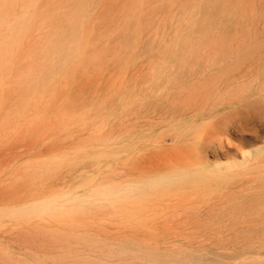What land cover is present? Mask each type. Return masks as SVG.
Listing matches in <instances>:
<instances>
[{
	"label": "rangeland",
	"instance_id": "1",
	"mask_svg": "<svg viewBox=\"0 0 264 264\" xmlns=\"http://www.w3.org/2000/svg\"><path fill=\"white\" fill-rule=\"evenodd\" d=\"M263 112L264 0H0V264H264Z\"/></svg>",
	"mask_w": 264,
	"mask_h": 264
},
{
	"label": "bare ground",
	"instance_id": "2",
	"mask_svg": "<svg viewBox=\"0 0 264 264\" xmlns=\"http://www.w3.org/2000/svg\"><path fill=\"white\" fill-rule=\"evenodd\" d=\"M227 1V0H226ZM200 27V26H199ZM215 30V29H214ZM213 34V33H212ZM215 34V33H214ZM213 34V35H214ZM218 34V33H217ZM211 35V34H210ZM211 37H213V36H211ZM220 37V36H219ZM200 39V38H199ZM203 39V38H202ZM210 40V39H209ZM212 40V39H211ZM214 40H215V38H214ZM218 41V40H217ZM224 41V40H223ZM222 41V42H223ZM210 43V42H209ZM206 45V44H205ZM213 45H214V43H213ZM215 48H216V46H214ZM213 48V47H212ZM70 49V48H69ZM191 49V48H190ZM219 49V48H218ZM217 50V49H216ZM215 50V51H216ZM67 51V50H66ZM191 51V50H190ZM213 51H214V49H213ZM218 52H219V50H218ZM218 52H215V53H218ZM213 54H214V52H213ZM219 54V53H218ZM231 55V54H230ZM226 56V55H225ZM218 57V56H217ZM214 58H216V57H214ZM214 58H212V59H214ZM221 58H222V56H221ZM228 59H231V56H230V58H228ZM228 59H226V61H228ZM225 61V60H224ZM223 61V62H224ZM230 61V60H229ZM212 62V61H211ZM213 62H214V60H213ZM222 62V61H221ZM216 63V62H215ZM211 64V63H210ZM218 65V64H217ZM216 65V66H217ZM223 65V64H222ZM231 65H233V64H231ZM240 67V66H239ZM251 68V67H250ZM172 70V69H171ZM218 73V72H217ZM220 74V73H219ZM222 74V73H221ZM220 74V75H221ZM225 75V74H224ZM223 75V76H224ZM246 76H247V73H246ZM214 77V76H213ZM215 78V77H214ZM243 78V77H242ZM184 79V78H183ZM182 78H181V81L183 80ZM167 80V79H166ZM166 80H165V83H166ZM169 80V79H168ZM167 80V82L169 83H171V81L169 80L168 81ZM180 81V82H181ZM186 81V80H185ZM206 81H208V80H206ZM173 82H175V80H173ZM172 82V83H173ZM200 82V81H199ZM203 82H205V81H203ZM236 82V81H235ZM176 84L178 83V82H175ZM186 83V82H185ZM191 83V82H190ZM162 84V83H161ZM193 84V83H192ZM236 84V83H235ZM164 85V84H163ZM189 85V84H188ZM187 85V87H190V86H192V85H190V86H188ZM167 86V85H166ZM181 86V85H180ZM168 87H169V85H168ZM172 87V86H171ZM171 87H170V89H171ZM195 87H196V85H195ZM195 87H194V89H195ZM231 87V86H230ZM256 87V86H255ZM177 88V87H176ZM176 88H174L175 90H176ZM184 88V87H183ZM185 88H186V86H185ZM173 90V89H172ZM183 90V89H182ZM181 90V91H182ZM231 90V89H230ZM154 91V90H153ZM195 91V90H194ZM212 91V90H211ZM184 92V91H183ZM187 92H188V89H187ZM174 93V92H173ZM178 93V92H177ZM178 94H180V93H178ZM184 94V93H183ZM185 94H187V93H185ZM188 97V96H187ZM197 97V96H196ZM195 97V98H196ZM224 97V96H223ZM223 97H221V98H223ZM209 98V97H208ZM214 98H215V96H214ZM236 98V97H235ZM217 99V98H216ZM215 99V100H216ZM223 99H225V98H223ZM222 99V100H223ZM236 99H238V98H236ZM235 99V100H236ZM156 100V99H155ZM184 100H186V98L184 99ZM208 100V99H207ZM222 100H221V102H222ZM226 100V99H225ZM190 101H191V99H190ZM202 101V100H201ZM209 101V100H208ZM211 101H212V99H211ZM210 101V102H211ZM212 102H214V101H212ZM192 103V102H191ZM190 102H189V104H191ZM195 103V102H194ZM209 103V102H208ZM216 103H218V102H216ZM230 103V102H229ZM258 103V102H257ZM171 104V103H170ZM199 104V103H198ZM197 104V105H198ZM201 104V103H200ZM161 105V104H160ZM256 105V104H255ZM152 106V105H151ZM186 106V105H185ZM192 106V105H191ZM194 106V105H193ZM214 106H215V104H214ZM213 106V107H214ZM217 106V105H216ZM218 106H220V105H218ZM258 106V105H257ZM256 106V107H257ZM208 108V107H207ZM251 110V109H250ZM184 111V110H183ZM219 113V112H218ZM175 114V113H174ZM200 114V113H199ZM248 114V113H247ZM257 114V113H256ZM260 113H258V115H259ZM263 114H264V112H263ZM262 114V115H263ZM261 115V114H260ZM213 116V115H212ZM247 116V115H246ZM196 117V116H195ZM177 118V117H176ZM202 118H204V117H202ZM208 119H209V116L207 117ZM189 119V118H188ZM238 119V118H237ZM179 120V119H178ZM178 120H176V121H178ZM186 120V119H185ZM199 120V119H198ZM234 120H235V118H234ZM181 121V120H180ZM205 121V120H204ZM231 121V120H230ZM233 121V120H232ZM241 121H242V119H241ZM170 122V121H169ZM175 122V121H174ZM260 122V121H259ZM173 123V122H172ZM171 123V124H172ZM189 123V122H188ZM249 123V122H248ZM252 123V122H251ZM250 123V124H251ZM183 124H184V122H183ZM186 124V123H185ZM260 124H261V122H260ZM164 125V124H163ZM170 125V124H169ZM168 125V126H169ZM202 125V124H201ZM230 125V124H229ZM258 125V124H257ZM162 126V125H161ZM167 126V127H168ZM180 126V125H179ZM259 126V125H258ZM176 127V126H175ZM236 127V126H235ZM163 128V127H162ZM165 128V127H164ZM204 128V127H203ZM202 128V129H203ZM170 128H168L167 129V131L169 130ZM245 129V128H244ZM156 130H159L158 128L156 129ZM237 130V129H236ZM262 130V129H261ZM263 130H264V128H263ZM240 131H241V129H240ZM258 131H259V128H258ZM157 132H159V131H157ZM245 132V131H244ZM257 132V131H256ZM143 133V132H142ZM174 133V132H173ZM154 134V133H153ZM179 135V133H177V136ZM249 135V134H248ZM180 136V135H179ZM178 136V137H179ZM255 137V136H254ZM256 138V137H255ZM253 139V138H252ZM146 140H148V139H146ZM255 141H256V139H254ZM249 141V140H248ZM196 142V141H195ZM242 142V141H241ZM185 143H187V145H188V142L186 141ZM252 144V142H251V140H250V145ZM195 145V144H194ZM196 146H197V143H196ZM252 152V151H251ZM98 156V155H97ZM255 156H257V154L255 155H249L248 157H244V159H243V163H249V162H251V160L252 159H254V157ZM259 156H261V155H259ZM96 157V156H95ZM101 157V156H100ZM99 156H98V158H100ZM263 157V156H262ZM264 158V157H263ZM91 159H92V157H91ZM93 159H94V157H93ZM255 160V159H254ZM255 164L257 165V162H255ZM253 165H254V163H253ZM235 166H238L237 165V163L236 164H231V165H229L226 169L225 168H220V167H215V168H210V167H204V168H202V169H199V170H190V172L189 171H187V172H185V173H181V174H179L180 173V171H178V175H173V176H171V175H169V178H165V179H158V180H156V181H154V182H152L151 183V188H153V189H160V188H168V187H174V186H176V187H181V186H195V185H199V184H201V183H204V182H206V181H213V180H215L217 177H219L220 178V176L221 177H223L222 176V174H224L228 169H231L232 167H235ZM247 167H249V165H246ZM214 167V166H213ZM253 167V166H252ZM181 169V168H180ZM185 169H187V168H185ZM193 169H195V168H193ZM242 169H240L239 171H241ZM251 170V169H250ZM257 170V169H256ZM175 171V170H174ZM173 171V172H174ZM238 171V170H237ZM236 171V172H237ZM239 171H238V173H239ZM253 171V170H252ZM246 172V171H245ZM245 172H243L242 171V174L243 173H245ZM250 172V171H249ZM237 173V174H238ZM234 174V173H233ZM249 174V173H248ZM91 177V176H90ZM93 177V176H92ZM217 181V180H216ZM219 181H220V179H219ZM213 186V185H212ZM211 187V186H210ZM138 194H143V192L142 191H139L138 189H136V188H133V187H126V188H113V189H99V190H97L95 193H93L92 194V196L90 197V199L91 200H95V201H98V200H100V199H104V200H107V201H112V200H120V199H132L133 197H135L136 195H138ZM41 207L39 208L40 210H46V209H48L47 207V205L46 204H42V205H40ZM107 250V249H106ZM121 262V261H120Z\"/></svg>",
	"mask_w": 264,
	"mask_h": 264
}]
</instances>
